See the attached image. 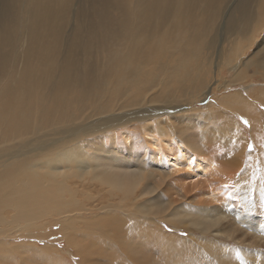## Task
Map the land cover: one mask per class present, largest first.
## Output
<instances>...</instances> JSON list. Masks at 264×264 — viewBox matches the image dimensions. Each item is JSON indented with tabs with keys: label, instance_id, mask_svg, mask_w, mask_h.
<instances>
[{
	"label": "bare ground",
	"instance_id": "obj_1",
	"mask_svg": "<svg viewBox=\"0 0 264 264\" xmlns=\"http://www.w3.org/2000/svg\"><path fill=\"white\" fill-rule=\"evenodd\" d=\"M0 2V248L12 264L47 251L67 264L53 247L9 243L56 226L85 264H264V84L235 89L249 63L234 58L264 30V0Z\"/></svg>",
	"mask_w": 264,
	"mask_h": 264
},
{
	"label": "rangeland",
	"instance_id": "obj_2",
	"mask_svg": "<svg viewBox=\"0 0 264 264\" xmlns=\"http://www.w3.org/2000/svg\"><path fill=\"white\" fill-rule=\"evenodd\" d=\"M234 2H235V0H229V3L227 5L226 11H228L231 8V6L233 5ZM219 20L220 21L218 22V29L215 31V33H218V31L219 32L221 31V27H220L221 19H219ZM69 29H70V27H69ZM218 34H222V33H218ZM63 39H64L63 36L60 35L58 41L56 43H54V45L58 47V50L61 53H64V42H63ZM242 45H241L239 50L236 49L237 56H236V53H235L234 58L238 57V55L241 54L243 56L242 59L244 60V62L245 63H249V64L245 67L246 72L241 77V81H240L241 83L237 84L235 89L241 88L240 84H243V83L245 85L254 83V87H257V89H259L261 87V84H264V64H262L264 62V30H261V32H259L257 34V39L255 41V44H253L250 48H246L249 44H246V46L244 48H243ZM229 47H230V43L221 44L219 42L217 44L216 49H220V51H221V49L224 50V48L227 49ZM214 56L217 57L216 51H214V54L211 56L212 57L211 62H213V63H211V65L215 64ZM235 60H237V59H235ZM243 60H242V62H243ZM253 60H254L255 63H253ZM9 69H10V67H9ZM234 75H235L234 72L229 71V69H227L226 71H224L223 77L227 78V82H229V81L233 80ZM212 77H214L213 74H212ZM10 80H11V75H10L9 72H7L0 79V88H1L0 97L2 96V93H3V91H2L3 86ZM111 84H112V86H116V83L114 81H112ZM50 86H52V85H50ZM50 86H48V87H50ZM47 91H48V89H41V90L36 91V93L39 96L44 97L47 94ZM255 92L256 91H250L248 93V95L250 97H253L255 95ZM220 94H221L220 92H217L215 90L214 96H219ZM214 96H213V99H214ZM27 100L29 102V107L27 108L29 110V113H28L27 116L30 119H33V118H37L38 119V117L40 116V110H39L38 106L33 108L31 106L30 99H27ZM50 105L53 106L54 104H50ZM55 105H58V103H56ZM198 106L200 108H204L205 107V106L202 105V103L198 104ZM23 109H26V108L21 107V109H19V111L17 113L19 114ZM242 124L247 129V124L245 122H242ZM165 229L167 231H169V232H172L173 237L174 236L177 237L176 240L186 241V240L189 239V241L191 242L192 240H199L200 239V234L198 233V231H194V233H190L187 228H180V227H178V225L173 226L172 224H167L165 226ZM40 230L43 231L41 228H40ZM30 232L31 233H37V230L35 228H33ZM30 232L27 231L26 229L21 230L20 233H18V234L16 233V237L17 238H14V241L13 242H9V243L18 244V245L25 244V246H29V247L33 246L34 248H36L39 251V253H40L41 250H43V247H47V248L53 247L54 249H56L59 252L58 256L63 258L64 261L66 260L67 264H85L82 261V259L80 260V257L78 256V254H76V257L73 256L74 254L70 251V249H69V251L71 253H69V254H66V252H63L66 249L67 245H66V241L63 239V236L59 233L58 226L54 227L52 230H51L50 227H48L47 233H49V234L51 233L52 234L50 236L42 235V234L37 233L33 238L29 239L27 237V234H31ZM176 240H173V242L176 241ZM11 250L14 251V249H11ZM3 251L5 252V249L0 248V254ZM14 252L16 253V258L19 259V258L22 257V254H21L20 250L14 251ZM44 255L45 254H43V253H40V254L37 255V254L31 252V253H29L27 255L28 258H29L27 263L33 264L34 261L30 263V260H32V259L33 260H37V259H39L40 257H42ZM5 256H7L6 257L7 261H6L5 264H12L14 259L11 258L10 254L5 252ZM187 256L190 259V257H189L190 255H187ZM55 260H57V258H55V256L52 255V253L47 251L46 261L41 263V264H51V262H55ZM188 260H184V261L187 262ZM57 263L61 264V260H59ZM57 263L55 262V264H57ZM0 264H1V260H0ZM200 264H213V263H207L203 259L200 262Z\"/></svg>",
	"mask_w": 264,
	"mask_h": 264
}]
</instances>
